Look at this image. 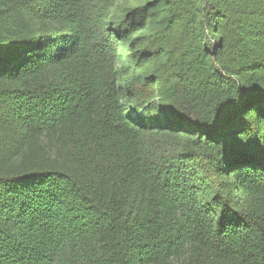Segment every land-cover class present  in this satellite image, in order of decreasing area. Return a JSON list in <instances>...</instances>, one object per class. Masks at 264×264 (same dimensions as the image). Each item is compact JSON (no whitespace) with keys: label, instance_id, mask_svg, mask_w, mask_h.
Listing matches in <instances>:
<instances>
[{"label":"trees","instance_id":"obj_1","mask_svg":"<svg viewBox=\"0 0 264 264\" xmlns=\"http://www.w3.org/2000/svg\"><path fill=\"white\" fill-rule=\"evenodd\" d=\"M0 264H264V0H0Z\"/></svg>","mask_w":264,"mask_h":264}]
</instances>
